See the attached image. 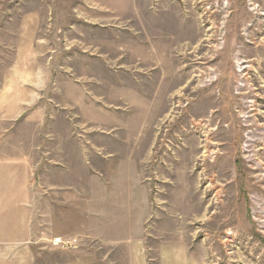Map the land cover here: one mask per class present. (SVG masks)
I'll return each instance as SVG.
<instances>
[{"label":"rangeland","instance_id":"obj_1","mask_svg":"<svg viewBox=\"0 0 264 264\" xmlns=\"http://www.w3.org/2000/svg\"><path fill=\"white\" fill-rule=\"evenodd\" d=\"M23 76L45 84L16 110ZM95 146L99 171L145 160L149 264H264V0H0V163Z\"/></svg>","mask_w":264,"mask_h":264},{"label":"crops","instance_id":"obj_2","mask_svg":"<svg viewBox=\"0 0 264 264\" xmlns=\"http://www.w3.org/2000/svg\"><path fill=\"white\" fill-rule=\"evenodd\" d=\"M21 79L29 80L24 82L29 89L23 101L16 100L22 97L16 91L7 96L13 98L9 105L16 110L37 104L36 93L45 84L28 76ZM35 113L30 119L37 123L38 114L45 110ZM66 140L82 144L80 139L53 137L41 143L70 142ZM88 150L89 157L65 150L68 157L57 169L58 162L48 159L33 165L25 155L11 162H19L23 170L6 168L12 166L10 162L0 163V182L8 179L0 186V264H149L154 260L147 247L150 199L145 171L140 170L145 160L140 164L141 160L128 158L117 169L103 172L94 165L99 158L96 146L93 153L92 147ZM57 237L75 239L77 247L56 250L50 240ZM157 264L193 261L185 248L166 243L157 250Z\"/></svg>","mask_w":264,"mask_h":264},{"label":"built area","instance_id":"obj_3","mask_svg":"<svg viewBox=\"0 0 264 264\" xmlns=\"http://www.w3.org/2000/svg\"><path fill=\"white\" fill-rule=\"evenodd\" d=\"M57 241H59V240H55V242H57Z\"/></svg>","mask_w":264,"mask_h":264}]
</instances>
